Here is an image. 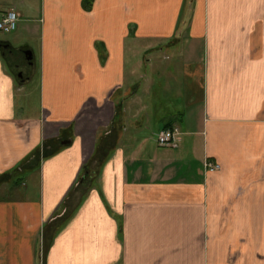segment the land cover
<instances>
[{"label": "crops", "instance_id": "crops-1", "mask_svg": "<svg viewBox=\"0 0 264 264\" xmlns=\"http://www.w3.org/2000/svg\"><path fill=\"white\" fill-rule=\"evenodd\" d=\"M10 10L25 46L0 39V264H264V0Z\"/></svg>", "mask_w": 264, "mask_h": 264}, {"label": "built area", "instance_id": "built-area-1", "mask_svg": "<svg viewBox=\"0 0 264 264\" xmlns=\"http://www.w3.org/2000/svg\"><path fill=\"white\" fill-rule=\"evenodd\" d=\"M20 14L16 10H10L4 13L0 19V32L5 35H11L18 31L20 24ZM180 130L177 127L166 130L158 136V143L162 147H176L179 142ZM210 172H216L220 169L218 165L210 164Z\"/></svg>", "mask_w": 264, "mask_h": 264}, {"label": "rangeland", "instance_id": "rangeland-1", "mask_svg": "<svg viewBox=\"0 0 264 264\" xmlns=\"http://www.w3.org/2000/svg\"><path fill=\"white\" fill-rule=\"evenodd\" d=\"M19 25L22 27L21 24H19ZM17 33L18 32H15V33H13L11 35H4L3 33L0 32V39L4 40V41H7V40L9 41L10 40V41H12L13 45L16 48L21 49V48H23L25 46V44H24L25 42H22L21 40H17V38H16V34ZM31 44L34 45L36 43L34 41H31ZM22 100H24V99H22ZM28 100H30V108H31L32 112L29 113L27 116L29 117V115H30L33 118L34 117H38L39 116L38 115V113H39L38 112V110H39L38 92L36 91L35 88H33L30 91V95L28 97Z\"/></svg>", "mask_w": 264, "mask_h": 264}, {"label": "water", "instance_id": "water-1", "mask_svg": "<svg viewBox=\"0 0 264 264\" xmlns=\"http://www.w3.org/2000/svg\"><path fill=\"white\" fill-rule=\"evenodd\" d=\"M25 56L27 57V60L32 63V61H33V54H32V52H26L25 53Z\"/></svg>", "mask_w": 264, "mask_h": 264}, {"label": "flooded vegetation", "instance_id": "flooded-vegetation-1", "mask_svg": "<svg viewBox=\"0 0 264 264\" xmlns=\"http://www.w3.org/2000/svg\"><path fill=\"white\" fill-rule=\"evenodd\" d=\"M6 48H8L7 45H2V49H6ZM25 59H26V62H27L28 65H32V63L27 60V57H25Z\"/></svg>", "mask_w": 264, "mask_h": 264}]
</instances>
